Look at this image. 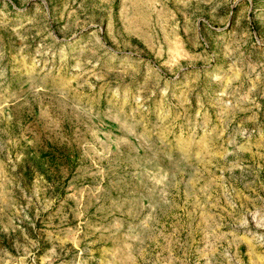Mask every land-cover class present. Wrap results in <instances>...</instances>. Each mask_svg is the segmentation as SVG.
Listing matches in <instances>:
<instances>
[{"label":"rangeland","instance_id":"obj_1","mask_svg":"<svg viewBox=\"0 0 264 264\" xmlns=\"http://www.w3.org/2000/svg\"><path fill=\"white\" fill-rule=\"evenodd\" d=\"M0 264H264V0H0Z\"/></svg>","mask_w":264,"mask_h":264}]
</instances>
